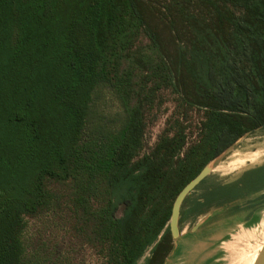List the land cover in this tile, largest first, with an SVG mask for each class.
<instances>
[{
  "label": "trees",
  "instance_id": "16d2710c",
  "mask_svg": "<svg viewBox=\"0 0 264 264\" xmlns=\"http://www.w3.org/2000/svg\"><path fill=\"white\" fill-rule=\"evenodd\" d=\"M163 91L175 106L146 150ZM260 128L264 0H0V264H71L22 239L56 209L103 264H165L177 194ZM263 188L261 165L186 197L180 221Z\"/></svg>",
  "mask_w": 264,
  "mask_h": 264
},
{
  "label": "rangeland",
  "instance_id": "374dc122",
  "mask_svg": "<svg viewBox=\"0 0 264 264\" xmlns=\"http://www.w3.org/2000/svg\"><path fill=\"white\" fill-rule=\"evenodd\" d=\"M161 99L162 104L148 116L146 150L154 145L166 127L175 106V96L168 91L162 92ZM96 102L97 110L104 114L112 115L121 109L115 96L108 91ZM198 117L195 112L193 119ZM197 133L198 129L194 128L191 139ZM261 165H264V128L243 135L225 149L210 163V172L204 184L187 197L196 198L212 185L233 183ZM48 188L61 194V188L51 181ZM24 221L22 239L28 251L47 249V252H54L71 264H103L92 250L81 246L74 237L66 211H46ZM196 223L200 225L195 227ZM179 228L180 235L173 240L171 252L177 247L176 250L182 254L170 257V253L166 258L167 264H250L257 244L264 241V188L224 206L213 205L204 213L185 217L180 221ZM150 254L148 250L136 264H145ZM259 255L260 251L253 264L257 263Z\"/></svg>",
  "mask_w": 264,
  "mask_h": 264
},
{
  "label": "water",
  "instance_id": "95a60500",
  "mask_svg": "<svg viewBox=\"0 0 264 264\" xmlns=\"http://www.w3.org/2000/svg\"><path fill=\"white\" fill-rule=\"evenodd\" d=\"M215 159H213L212 161H214ZM212 161H210L208 164H206L202 168V170L181 189V191L177 194V196H176V198L172 204L171 215H170L168 226H169V231H170V234H171V237L173 240H177L179 235H180L179 224H180V218H181L182 204H183L184 200L186 199V197L192 191H194L195 188L208 176V174L210 172L209 165ZM199 225H200V223H196L195 227H197ZM175 246H176V244H175ZM176 249H177V247L175 248V250ZM175 250L173 252H171L170 257L174 254ZM165 264H167L166 261H165ZM256 264H264V241H263L262 247L260 249V255H259V258H258V261Z\"/></svg>",
  "mask_w": 264,
  "mask_h": 264
},
{
  "label": "bare ground",
  "instance_id": "6f19581e",
  "mask_svg": "<svg viewBox=\"0 0 264 264\" xmlns=\"http://www.w3.org/2000/svg\"><path fill=\"white\" fill-rule=\"evenodd\" d=\"M264 240V239H263ZM261 246H262V243H258L257 244V246H256V249H255V252H254V255H252L251 257H252V261L251 262H249L250 264H253L254 262H255V260H256V257H258L257 255H258V253H259V251H260V248H261ZM253 252V251H252ZM180 254H182V252L181 251H178V250H175V252H174V254L172 255L173 257H177L178 255H180ZM251 254V253H250ZM172 257V258H173ZM250 260V259H249Z\"/></svg>",
  "mask_w": 264,
  "mask_h": 264
},
{
  "label": "flooded vegetation",
  "instance_id": "af4514ba",
  "mask_svg": "<svg viewBox=\"0 0 264 264\" xmlns=\"http://www.w3.org/2000/svg\"><path fill=\"white\" fill-rule=\"evenodd\" d=\"M200 199V198H199ZM220 207V206H219Z\"/></svg>",
  "mask_w": 264,
  "mask_h": 264
}]
</instances>
